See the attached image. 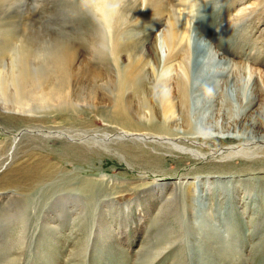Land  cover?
<instances>
[{
	"label": "rangeland",
	"instance_id": "1",
	"mask_svg": "<svg viewBox=\"0 0 264 264\" xmlns=\"http://www.w3.org/2000/svg\"><path fill=\"white\" fill-rule=\"evenodd\" d=\"M67 2L18 4L37 28L51 31L53 41L73 43L78 31L90 26L86 17L79 19L78 4L70 10ZM189 4L182 14L191 40L199 32L212 50L242 70L228 82L231 105L224 100V77L200 96L199 104L206 102L195 124L209 128L220 118V131L199 140L210 147L236 145L243 152L199 159L155 142L126 139L103 145L29 134L6 155L14 134L30 125L99 133L120 127L105 103H36L23 113L0 105V162L5 163L0 167V264L13 263L23 246L20 264H264V0ZM12 6L3 16L9 18ZM130 12L125 10L126 17ZM167 20L152 32L163 59ZM79 52L75 66L91 58L87 46ZM167 65L160 71L164 92L177 72ZM43 73L56 81L57 72L45 68ZM239 87L252 103L236 102L233 88ZM227 107L228 119L218 115ZM242 112L263 124L255 132L243 122L229 130L221 127L231 114Z\"/></svg>",
	"mask_w": 264,
	"mask_h": 264
},
{
	"label": "bare ground",
	"instance_id": "2",
	"mask_svg": "<svg viewBox=\"0 0 264 264\" xmlns=\"http://www.w3.org/2000/svg\"><path fill=\"white\" fill-rule=\"evenodd\" d=\"M66 1L70 10L78 4L79 19L86 17L85 23L90 26L87 30L78 31L76 45L75 39L73 43L53 41L50 30L46 29L48 33L42 26L37 28L22 11V5L18 4L21 0H0V105H3V110L15 109L14 112L23 113L36 103L50 105L56 102L66 106L76 102L105 103L120 129L115 133H99L30 125L14 134L12 147L6 155L12 153L21 137L29 134L42 138L66 137L103 145L111 140L126 139L155 142L169 147L171 151L199 159L224 158L243 152L244 149L235 148L236 145L210 147L206 141L199 140L200 136L215 138L220 131L219 117L211 127L207 126L209 128L195 124L194 118L200 116L197 110L206 102L201 106L200 96L224 77L227 78L224 100L231 105L228 82L241 76L242 70L239 73L232 59L216 49L212 50L209 39L199 32L191 40L185 15L182 14L184 8L190 7L191 0H142L143 6L141 0H79L76 5L71 4V0ZM11 6L9 18L3 16ZM127 8L132 13L131 17H126ZM165 16H168L167 28L162 37L167 48L163 59L157 38L152 39V32ZM82 45L91 51V58L75 66L80 60L79 48ZM40 53L45 55L39 62L36 58ZM169 64H174L177 72L173 85L164 92L161 80L165 78L160 71L166 65L170 67ZM45 68L57 72L55 82L49 81L43 73ZM233 95L237 98L236 102L250 101L243 96L241 87L233 88ZM230 113V107L222 113L221 109L218 110V115L223 114L227 119ZM231 117L220 125L223 129L229 130L231 126L236 127L243 122L255 132V127L263 124L261 118L249 119V116L244 117L243 112L231 114ZM4 165L0 162V167ZM189 192L192 193L191 190ZM23 250L13 256V263L8 264H20Z\"/></svg>",
	"mask_w": 264,
	"mask_h": 264
}]
</instances>
